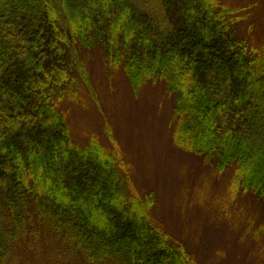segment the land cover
I'll return each mask as SVG.
<instances>
[{
	"label": "trees",
	"instance_id": "1",
	"mask_svg": "<svg viewBox=\"0 0 264 264\" xmlns=\"http://www.w3.org/2000/svg\"><path fill=\"white\" fill-rule=\"evenodd\" d=\"M231 11L216 0H0V264H17L12 245L35 225L89 264H197L152 221L151 194L129 188L109 131L108 145L72 140L59 106L78 100L81 47L134 91L164 82L175 144L232 168L264 205V45L237 34Z\"/></svg>",
	"mask_w": 264,
	"mask_h": 264
},
{
	"label": "rangeland",
	"instance_id": "2",
	"mask_svg": "<svg viewBox=\"0 0 264 264\" xmlns=\"http://www.w3.org/2000/svg\"><path fill=\"white\" fill-rule=\"evenodd\" d=\"M231 11L239 36L252 48L264 45V0H216ZM84 64L78 100L63 101L72 140L117 142L128 186L151 194V219L183 244L197 264H264V205L234 182V171L216 172L173 140V97L155 81L134 91L119 68L104 65L97 48L78 50ZM86 76V80L85 77ZM37 224V221H34ZM35 225L23 242L12 245L17 264H89L59 233ZM77 251V252H76ZM94 264V263H90Z\"/></svg>",
	"mask_w": 264,
	"mask_h": 264
}]
</instances>
